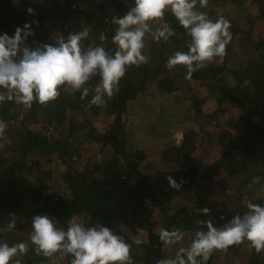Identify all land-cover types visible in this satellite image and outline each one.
Returning <instances> with one entry per match:
<instances>
[{
    "label": "trees",
    "instance_id": "obj_1",
    "mask_svg": "<svg viewBox=\"0 0 264 264\" xmlns=\"http://www.w3.org/2000/svg\"><path fill=\"white\" fill-rule=\"evenodd\" d=\"M132 6L133 0H0V33L11 36L17 27L30 23L34 34L28 38L27 46L39 47L54 44L61 37L67 39L69 33L88 27L90 35L82 41V47L99 45L111 50V37L117 27L111 23L112 18L123 15ZM29 8L32 14L28 13ZM221 10H225L224 15ZM201 11L213 20L218 16L227 18L233 38L222 60L209 62L195 71L191 79H185L187 69L183 65L166 67L168 57L175 51H186L189 41L174 16L166 12L162 20L153 23V30L167 22L175 35L167 42L146 36L143 54L148 63L129 67L119 92L105 97L104 103L88 105L99 83L96 76L85 85L89 95L84 100L79 91L62 87L54 101L44 105L33 102L31 109L15 102L0 104V119L6 122L4 138L0 139V241L29 245L28 251L14 260L20 259L21 264H70L68 255L45 256L35 251L29 240L35 215L53 217L63 229L70 219L86 226L106 225L132 245L133 264H156L160 259L174 257L176 251L169 254L152 239L146 243L122 228L125 224L127 228L151 233L154 216L148 203L168 216L170 229L189 232L196 230L198 220L212 219L219 227L232 216L242 215L246 211L243 200L249 194L251 202L264 204V37L254 40L253 35L255 26L260 21L264 23V0H207ZM101 33L106 37L104 41L100 40ZM233 45L242 51H232ZM233 59H240L239 67L229 71L233 85L217 90L215 102L219 107L215 113L196 112L194 126L204 128L219 112L237 109L241 112L237 132L222 141L224 154L202 173L193 160L199 136L194 130L184 134L181 145L172 141L162 148L157 158L160 167L156 170L144 163L148 159L144 150L132 152L128 147L123 139V125L112 144L117 115H126L139 97L192 92V84L195 89L210 87L229 69ZM197 96L194 93L191 99ZM104 112L116 120L109 136L102 138L93 121ZM101 139L103 148L97 154L101 158H90L82 171L76 169V165L83 163V151ZM108 147L110 152L105 155ZM48 160L68 165L60 180L55 181L63 191L60 195L44 194L41 180L54 183L53 171L44 170ZM168 176L178 183L183 181L179 190L169 185ZM254 178H259L258 182ZM228 180L233 183L228 184ZM239 182L241 188L237 187ZM248 187L252 193L246 192ZM29 200L30 208L25 206ZM203 207L210 209L207 216L199 211ZM13 215L16 228L9 230L8 221ZM136 240L140 241L138 245ZM244 242L227 249L225 262H240L245 254ZM246 247L252 249L246 257L254 264L257 251L250 244ZM207 264H220L215 261L214 252ZM257 264H264V250L260 251Z\"/></svg>",
    "mask_w": 264,
    "mask_h": 264
},
{
    "label": "clouds",
    "instance_id": "obj_2",
    "mask_svg": "<svg viewBox=\"0 0 264 264\" xmlns=\"http://www.w3.org/2000/svg\"><path fill=\"white\" fill-rule=\"evenodd\" d=\"M206 4L207 0H133V6L126 13L112 18L111 23L117 27L111 37L114 45L111 50L99 45L83 48L82 41L91 31L88 27L69 33L67 39L61 37L54 44L45 43L39 47L27 46L28 38L34 34L30 23L17 27L11 36L0 33V104L15 102L31 109L33 102L44 105L54 101L62 87L79 91L80 99L84 100L89 95L85 85L96 76H99V83L88 105L104 103L105 97L111 98L119 92L120 82L129 67L148 63V57L143 54L146 36L150 35L156 42H167L175 35L167 22L153 30V23L162 20L166 12L174 16L189 37L187 50L175 51L168 57L166 67L173 69L183 65L187 69L185 79H191L195 71L209 62L217 58L222 60L233 38L227 18L218 16L213 20L200 10ZM27 11L32 14L31 8ZM105 39L101 33L100 40ZM5 129L6 122L0 119V139L4 138ZM167 179L177 190L183 183L171 176ZM258 180L254 178V182ZM243 203L246 211L232 216L219 227L212 219H206L198 220L192 232L160 228L159 240L165 247L178 245L186 237L190 243L187 247H178L174 257L160 259L156 264H207L214 251L227 250L245 240L257 252L264 250V204L251 202L247 197ZM199 211L207 216L210 209L203 207ZM7 227L9 230L16 228L14 215ZM29 240L35 251L45 256L54 253L70 256V264H133L132 245L106 225L86 226L70 219L63 229L53 217L35 215L31 220ZM135 243L138 245L140 241ZM28 247L25 242L9 245L0 241V264H21L20 259L13 258L26 253Z\"/></svg>",
    "mask_w": 264,
    "mask_h": 264
},
{
    "label": "rangeland",
    "instance_id": "obj_3",
    "mask_svg": "<svg viewBox=\"0 0 264 264\" xmlns=\"http://www.w3.org/2000/svg\"><path fill=\"white\" fill-rule=\"evenodd\" d=\"M201 10V9H200ZM225 10H221L220 14L224 15ZM254 40H258L261 36L264 37V23L259 22L254 28ZM232 51H242L238 45L230 47ZM240 59H233L229 63V69L223 72V74L213 82L210 87H196L192 84V92H176L172 94L154 93L148 94L144 97H139L134 101L128 109V113L122 116V125L124 128L123 139L126 144L132 150V152L138 150H144L147 153L148 159L144 162L147 166L152 165L154 170L158 169L157 158L160 157V151L162 148L171 145L172 141L175 144L181 145L183 143L184 134L188 131L194 130L198 133L197 140V152L193 156L195 165L198 166V170L202 173L207 167L217 161L223 154L224 148L222 141L234 135L237 132L236 124L240 120L241 112L237 109L219 112L217 118H213L208 122V125L204 128L194 126L195 114L198 111L204 114H210L218 110L215 98L218 96V89L229 88L233 85V79L229 73L230 68L235 69L239 67ZM241 66H244L241 65ZM240 66V67H241ZM194 93H197L196 99H191ZM116 120L115 117L109 116L107 112H104L100 117L93 121V126L102 135L109 136L110 127ZM63 130H61L62 132ZM57 135L56 131L51 132ZM159 133V134H158ZM103 148V139L100 142L94 143L90 148L83 151L81 165H76V169L82 171L85 164L90 158L100 159L97 155ZM110 152L109 147L104 152L107 155ZM97 155V156H96ZM235 156L238 155L235 153ZM54 158V157H53ZM143 163V164H144ZM68 165H61L55 160H48L44 164L45 171H53L54 183L42 182V186L45 187L44 194L48 195H60L63 191L57 188L59 184L55 181L60 180V174L64 169H67ZM233 183V180H228V184ZM47 186V187H46ZM242 183L239 182L237 187L241 188ZM248 187L245 190L248 193H252L251 188ZM253 191L256 190L252 188ZM248 199L252 201V195L249 194ZM255 198V197H254ZM257 200V199H256ZM26 207L30 208V200L26 203ZM32 207V206H31ZM148 207L153 210L154 222L151 233L146 230H134L127 228L124 224L122 226L123 231L135 235L141 241L147 243L151 239L162 245L164 250L171 254L177 251L178 247H187L190 241L186 239L180 242L178 245L172 247H165L159 240L158 232L160 228L170 229V221L167 219L168 216L161 213L157 208H154L152 203H148ZM244 245V256L239 258L232 263L225 262L227 250H216L215 261L220 264H250L246 256L251 254L252 249L246 247L250 244L245 240Z\"/></svg>",
    "mask_w": 264,
    "mask_h": 264
},
{
    "label": "water",
    "instance_id": "obj_4",
    "mask_svg": "<svg viewBox=\"0 0 264 264\" xmlns=\"http://www.w3.org/2000/svg\"><path fill=\"white\" fill-rule=\"evenodd\" d=\"M99 15L102 16V17L104 16L103 14H99ZM121 124H122V121H121V115L118 114V115H117V131L114 133V135H113V137H112V144H113L115 138L117 137V135H118L119 132H120ZM130 218H131V217H129V219H130ZM259 253H260V252H257V254H256V257H255V260H254V264H257L258 257H259Z\"/></svg>",
    "mask_w": 264,
    "mask_h": 264
}]
</instances>
